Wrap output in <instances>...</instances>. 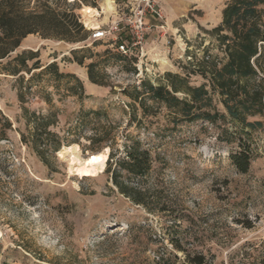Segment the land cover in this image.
<instances>
[{
  "label": "rangeland",
  "instance_id": "1",
  "mask_svg": "<svg viewBox=\"0 0 264 264\" xmlns=\"http://www.w3.org/2000/svg\"><path fill=\"white\" fill-rule=\"evenodd\" d=\"M66 1L84 27L82 5L103 3ZM180 1H186L183 13L167 19L166 30L148 29L142 50L121 53L107 39L72 43L30 33L0 59V112L12 122L5 135L0 122V264H192L188 255L196 254L203 264H264V116L248 117L261 125L244 130L230 120L173 123L163 103L146 99L144 114L123 93L142 80L166 85L167 73L187 85L207 84L208 62L224 59L211 31L229 0ZM106 16L104 23L116 16L114 8ZM81 47L79 64L71 50ZM28 51L34 52L26 61L30 70L8 74L6 62ZM35 61L40 67L32 68ZM92 61L97 82L88 76ZM50 63L56 66L42 69ZM24 106L54 112L50 128L62 139L59 150L76 145L81 158L122 150L126 135L139 139L152 158L141 183L155 209L119 194L104 170L71 173L59 150L43 161L21 138ZM242 148L252 155L245 173L229 157ZM176 238L184 252L170 243Z\"/></svg>",
  "mask_w": 264,
  "mask_h": 264
},
{
  "label": "trees",
  "instance_id": "2",
  "mask_svg": "<svg viewBox=\"0 0 264 264\" xmlns=\"http://www.w3.org/2000/svg\"><path fill=\"white\" fill-rule=\"evenodd\" d=\"M31 1L0 0V59L8 56L21 39L30 33L72 43H80L89 38L90 30L84 27L71 3L66 0H33L34 4L30 6ZM211 32L216 36L224 59L221 62H208L202 72L207 78V84L187 85L177 74L167 73L166 85L142 80L140 86H132L131 92L124 89L123 93L132 100L133 104L130 105H135V108L138 105L144 113L146 99L163 103L172 109L173 123L202 120L216 124L218 121L230 120L243 130L261 125L260 120H250L248 117L264 116V0L227 1L222 9L221 22ZM81 49L83 48L71 50L74 60L79 64L84 62L82 56H77L83 51ZM33 56L32 51L18 54L8 60L3 68L13 75L21 70L29 71L26 61ZM95 65L96 62L93 61L87 64L88 76L92 82H97L93 73ZM55 66L56 64L50 63L42 69L48 70ZM38 67V62H33L32 68ZM66 75L70 76L64 74ZM77 83L78 88L82 89L78 79ZM177 92H181L183 97L178 96ZM214 96L217 97L216 100ZM23 109L27 135L22 132L21 138L47 162V156L57 152L62 146V139L50 128L57 122L56 114H36L25 106ZM0 122L3 126L1 135H5V130L12 128V122L2 112ZM129 137L126 135L122 150H110L104 172L109 175V180L119 194L132 203L153 211L155 208L151 206L148 197L149 188L141 183V179L152 167L150 151L141 147L139 139ZM229 157L239 172L248 171L252 159L248 148L232 151ZM132 177L138 181L131 182ZM159 204L157 200V205ZM160 207L162 210L166 209L163 203ZM170 243L176 250L185 251L178 238ZM189 257L188 255L192 264L204 263L202 254ZM161 260L164 261L163 256Z\"/></svg>",
  "mask_w": 264,
  "mask_h": 264
},
{
  "label": "built area",
  "instance_id": "3",
  "mask_svg": "<svg viewBox=\"0 0 264 264\" xmlns=\"http://www.w3.org/2000/svg\"><path fill=\"white\" fill-rule=\"evenodd\" d=\"M115 13L114 18L97 28H88L85 24V28L90 30L89 39H107L115 51L132 53L143 49L148 29L166 30V17L158 0H132L120 6Z\"/></svg>",
  "mask_w": 264,
  "mask_h": 264
},
{
  "label": "bare ground",
  "instance_id": "4",
  "mask_svg": "<svg viewBox=\"0 0 264 264\" xmlns=\"http://www.w3.org/2000/svg\"><path fill=\"white\" fill-rule=\"evenodd\" d=\"M81 12L89 28H97L99 26L96 16L98 17L100 13L97 9L83 6ZM108 153L109 148H105L103 151L89 154L86 158H81L79 148L76 145L64 146L58 151V155L67 160L68 170L78 176H95L102 172L106 165Z\"/></svg>",
  "mask_w": 264,
  "mask_h": 264
},
{
  "label": "crops",
  "instance_id": "5",
  "mask_svg": "<svg viewBox=\"0 0 264 264\" xmlns=\"http://www.w3.org/2000/svg\"><path fill=\"white\" fill-rule=\"evenodd\" d=\"M131 1L132 0H102L103 3L99 6V9H98V7H93V6L84 5V4L82 5V7L83 6H89V7H93L95 9H97L99 11V13H100V15L98 17H100L101 19L98 21L97 20V16H96V21L100 25V24H103L104 23V19H106L108 17V16H106V12L107 11H109L111 8H114V10L116 11L124 3L131 2ZM158 2L160 4V6L162 7V9L164 11V14H165V17H166V20H167V19H170V18H173V17H177L178 15L182 14L183 13V9H184V3L186 1H184V3L183 2L181 3L180 0H158ZM81 8H80V12H81ZM82 16H83V14H82ZM150 20L153 23L155 22L154 19L150 18Z\"/></svg>",
  "mask_w": 264,
  "mask_h": 264
}]
</instances>
